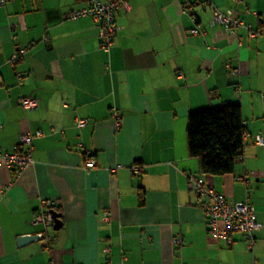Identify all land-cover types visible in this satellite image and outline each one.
Instances as JSON below:
<instances>
[{
    "label": "crops",
    "instance_id": "0c3cea01",
    "mask_svg": "<svg viewBox=\"0 0 264 264\" xmlns=\"http://www.w3.org/2000/svg\"><path fill=\"white\" fill-rule=\"evenodd\" d=\"M128 1L108 48L92 17H66L85 0L0 3V148L43 131L19 176L0 158V264H264V147L254 143L264 136V0ZM204 1L233 11L236 35ZM25 96L38 106L24 108ZM229 102L242 108L244 154L231 173L203 174L188 116ZM190 174L253 203L262 227L252 249L240 233L231 245L209 235ZM44 199L60 229L35 222ZM25 234L37 237L20 245Z\"/></svg>",
    "mask_w": 264,
    "mask_h": 264
},
{
    "label": "built area",
    "instance_id": "2783aa9c",
    "mask_svg": "<svg viewBox=\"0 0 264 264\" xmlns=\"http://www.w3.org/2000/svg\"><path fill=\"white\" fill-rule=\"evenodd\" d=\"M6 0H0L5 3ZM86 4L82 7L73 9L66 14L67 18L77 19L79 17L90 16L97 24V36L101 41L102 47L108 48L118 31L120 26L117 25L115 13L118 10L131 9L128 0H85ZM209 5L212 11V23L221 24L224 30L232 35H236L237 28L244 25L238 19L233 11H222L218 9L211 1L201 3L202 8ZM192 33L197 34L199 30L193 28ZM264 34V31H263ZM251 36H257V31H252ZM26 52V48L18 49L14 55L12 62L16 61ZM235 72H238L235 69ZM24 108L34 109L38 106V100L35 97L25 96L19 99ZM87 118H78L77 126L83 127L88 123ZM43 131L25 132L19 136L17 148L14 152L3 151L0 148V158L11 168L14 176H19L24 169L33 163L34 140L41 137ZM254 143L264 147V136L261 133L254 135ZM85 167L91 169L96 167V160L93 156H89L85 162ZM135 173L140 172L138 165L133 166ZM189 188L199 198V206L204 212L207 231L210 236L221 240L228 245L233 243V235L240 233L244 236L247 247L252 249L255 242V231L262 227L261 222L257 220L256 209L253 203L247 198L244 201H232L227 196L209 186L204 177L197 174L189 175ZM52 202L44 199L42 201V211L35 216L36 223H42L45 227L53 226V214L51 212ZM110 214L103 212L102 220L107 222ZM175 244L182 243L181 237L173 239ZM254 264H258L255 262Z\"/></svg>",
    "mask_w": 264,
    "mask_h": 264
},
{
    "label": "trees",
    "instance_id": "16d2710c",
    "mask_svg": "<svg viewBox=\"0 0 264 264\" xmlns=\"http://www.w3.org/2000/svg\"><path fill=\"white\" fill-rule=\"evenodd\" d=\"M245 133L246 124L239 103L229 102L191 112L187 122L189 154L198 158L203 174L231 173L244 154ZM140 197L143 203V191Z\"/></svg>",
    "mask_w": 264,
    "mask_h": 264
},
{
    "label": "water",
    "instance_id": "95a60500",
    "mask_svg": "<svg viewBox=\"0 0 264 264\" xmlns=\"http://www.w3.org/2000/svg\"><path fill=\"white\" fill-rule=\"evenodd\" d=\"M52 214H53V219H54V222H53V228L55 230L57 229H60L61 226H62V220H61V214L54 211V210H51ZM37 237V235H33V234H25V235H22L20 238H19V244L20 245H23V244H26L28 242H31L33 240H35Z\"/></svg>",
    "mask_w": 264,
    "mask_h": 264
}]
</instances>
